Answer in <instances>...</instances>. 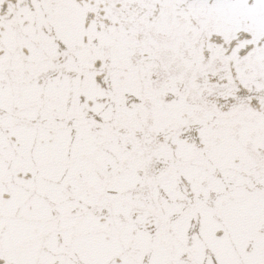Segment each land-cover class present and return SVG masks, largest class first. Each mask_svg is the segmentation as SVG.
<instances>
[{
    "label": "snow or ice",
    "instance_id": "obj_1",
    "mask_svg": "<svg viewBox=\"0 0 264 264\" xmlns=\"http://www.w3.org/2000/svg\"><path fill=\"white\" fill-rule=\"evenodd\" d=\"M0 264H264V0H0Z\"/></svg>",
    "mask_w": 264,
    "mask_h": 264
}]
</instances>
